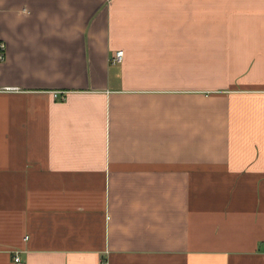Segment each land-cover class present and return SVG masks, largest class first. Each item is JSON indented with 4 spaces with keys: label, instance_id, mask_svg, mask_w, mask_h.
<instances>
[{
    "label": "crops",
    "instance_id": "1",
    "mask_svg": "<svg viewBox=\"0 0 264 264\" xmlns=\"http://www.w3.org/2000/svg\"><path fill=\"white\" fill-rule=\"evenodd\" d=\"M0 39V264H264V0H0Z\"/></svg>",
    "mask_w": 264,
    "mask_h": 264
},
{
    "label": "built area",
    "instance_id": "2",
    "mask_svg": "<svg viewBox=\"0 0 264 264\" xmlns=\"http://www.w3.org/2000/svg\"><path fill=\"white\" fill-rule=\"evenodd\" d=\"M7 59V43L5 40L0 39V63L5 62ZM123 59V52H117L114 57L115 62H121ZM15 262H20V257H15Z\"/></svg>",
    "mask_w": 264,
    "mask_h": 264
}]
</instances>
